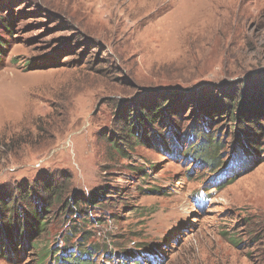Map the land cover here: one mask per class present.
<instances>
[{"label": "rangeland", "instance_id": "obj_1", "mask_svg": "<svg viewBox=\"0 0 264 264\" xmlns=\"http://www.w3.org/2000/svg\"><path fill=\"white\" fill-rule=\"evenodd\" d=\"M2 18L13 32L0 31V189L50 178L70 201L102 194L89 220L51 211L41 245L52 255L97 245L93 264H264V162L230 166L229 120L213 127L219 170L182 155L193 141L179 139V154L146 142L120 154L107 140L125 107L149 97L190 96L193 109L259 84L264 0H0ZM39 254L0 264H39Z\"/></svg>", "mask_w": 264, "mask_h": 264}, {"label": "trees", "instance_id": "obj_2", "mask_svg": "<svg viewBox=\"0 0 264 264\" xmlns=\"http://www.w3.org/2000/svg\"><path fill=\"white\" fill-rule=\"evenodd\" d=\"M1 30L4 34L12 35L13 22L10 19H0ZM6 45V37L0 33V65L6 54ZM239 91L228 92L225 102L201 98L203 102L193 109L196 98L190 96L180 97L176 103H173L176 99L173 101L166 95L158 96L156 100L149 97L125 107L119 117V125L107 135V140L120 154H125L126 149L131 150L133 143L137 145L143 142L160 146L162 150H175L179 154L180 149L176 146L179 139L187 140L188 143L193 141L182 155L219 170L225 165V161L219 163L218 157L224 142L219 138L218 132L214 133L213 127L218 120L224 118L235 128L230 139V149L234 157L230 166H237L240 174L241 170L250 168L251 163L258 165L264 162V77L252 90ZM186 104H190L188 106H191L189 109H192V113L184 130L178 119L182 117ZM172 137L174 140H171ZM221 173L224 178L228 176L225 170ZM100 191L98 189L87 197L84 195L70 201L65 198L64 186L50 178L33 185L23 184L18 190L0 189V256L11 257L15 252L35 248L40 251L39 264H45L52 257L55 264H93L92 254L99 250L97 245L86 247L77 240L72 245H63L56 249L55 255H52L53 251L47 247L48 244L41 245L40 242L49 230L51 211L59 208L65 213L81 212L84 215L82 218L89 220L88 208L102 195ZM71 229L76 231L77 227L73 226ZM67 235L69 240L75 236V232L71 231ZM230 240L236 244L234 239ZM130 255L129 252L118 256L120 259ZM127 263L122 260L120 264ZM131 264L141 263L133 261Z\"/></svg>", "mask_w": 264, "mask_h": 264}, {"label": "bare ground", "instance_id": "obj_3", "mask_svg": "<svg viewBox=\"0 0 264 264\" xmlns=\"http://www.w3.org/2000/svg\"><path fill=\"white\" fill-rule=\"evenodd\" d=\"M160 2V1H159Z\"/></svg>", "mask_w": 264, "mask_h": 264}]
</instances>
